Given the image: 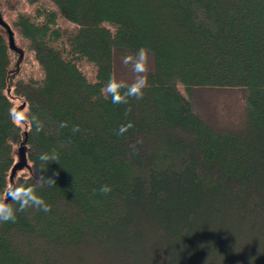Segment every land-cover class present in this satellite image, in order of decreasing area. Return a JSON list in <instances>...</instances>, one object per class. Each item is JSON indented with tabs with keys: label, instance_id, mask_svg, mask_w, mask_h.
Masks as SVG:
<instances>
[{
	"label": "trees",
	"instance_id": "1",
	"mask_svg": "<svg viewBox=\"0 0 264 264\" xmlns=\"http://www.w3.org/2000/svg\"><path fill=\"white\" fill-rule=\"evenodd\" d=\"M0 14L23 51L16 65L0 26V192L24 132L13 183L59 155L37 190L51 211L0 223V264H264V0H0ZM140 47L149 87L113 104L109 76L130 83L120 60ZM30 63L40 75L21 77Z\"/></svg>",
	"mask_w": 264,
	"mask_h": 264
},
{
	"label": "clouds",
	"instance_id": "2",
	"mask_svg": "<svg viewBox=\"0 0 264 264\" xmlns=\"http://www.w3.org/2000/svg\"><path fill=\"white\" fill-rule=\"evenodd\" d=\"M151 62V54L145 47H140L135 53L124 54L120 60L123 67H131L134 78L129 83L122 79H117L116 75H110L108 82L104 88L106 96L111 98V102L117 105H128L131 99L141 100L145 95V89L149 87L147 74L149 72ZM131 108L126 109L130 112ZM14 120L25 126L27 131H32L33 127L36 133L43 130V123L33 116L30 112L24 114H13ZM59 127H68L67 122H60ZM134 127L131 121L122 124L116 130V135L126 136V134ZM80 131L79 126H74L72 132ZM138 143V142H137ZM130 150L135 153L138 151L135 144L129 145ZM40 161L44 165L31 184H16L9 182L8 185L0 192V223H16L18 213H24L29 209H36L45 213L51 211L45 199L38 194V189L55 186L53 177H46L43 173L47 171L50 163H58L59 155L53 150L51 152L41 153ZM100 193L107 195L112 191L111 186L101 185Z\"/></svg>",
	"mask_w": 264,
	"mask_h": 264
},
{
	"label": "water",
	"instance_id": "3",
	"mask_svg": "<svg viewBox=\"0 0 264 264\" xmlns=\"http://www.w3.org/2000/svg\"><path fill=\"white\" fill-rule=\"evenodd\" d=\"M0 26L4 29L6 35H7V41H8V48L17 53L18 57H17V61H16V65H18L22 58H23V51L22 49L18 48L15 43H14V38H13V32L10 29L9 25L3 20L1 14H0ZM24 106V104H22L18 109H22ZM17 111V110H16ZM16 113V112H14ZM26 133L24 132V139L22 141V143L19 145V147L17 148V152H16V162L13 164L11 170H10V175H9V182L13 183V179L16 175V173L18 171H21L23 169H28V163H27V147H26Z\"/></svg>",
	"mask_w": 264,
	"mask_h": 264
},
{
	"label": "rangeland",
	"instance_id": "4",
	"mask_svg": "<svg viewBox=\"0 0 264 264\" xmlns=\"http://www.w3.org/2000/svg\"><path fill=\"white\" fill-rule=\"evenodd\" d=\"M18 11H27V12H32L33 9L27 6L23 1H21L20 6H18ZM20 47V46H19ZM79 69L84 73L86 78L92 82L94 81V73H93V68L92 66L87 63L85 60L80 61L79 63ZM21 77L25 75H33L37 76L40 75V71L38 68L31 64L30 65H25L21 73L19 74Z\"/></svg>",
	"mask_w": 264,
	"mask_h": 264
}]
</instances>
